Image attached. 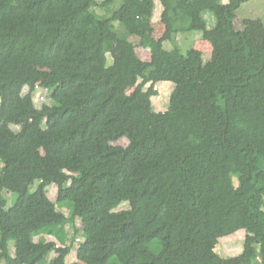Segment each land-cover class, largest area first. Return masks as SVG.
I'll return each mask as SVG.
<instances>
[{
  "label": "trees",
  "instance_id": "16d2710c",
  "mask_svg": "<svg viewBox=\"0 0 264 264\" xmlns=\"http://www.w3.org/2000/svg\"><path fill=\"white\" fill-rule=\"evenodd\" d=\"M117 1L0 0V264L53 252L49 264H67V225L83 237L76 264H264V130L251 118L264 121V31L257 44L235 24L249 0H161L160 38L140 29L156 0ZM192 31L211 42L209 60L166 48ZM169 81V108L156 112ZM37 85L52 104L36 106ZM242 227L243 252L221 256L219 239ZM43 233L60 243L37 242Z\"/></svg>",
  "mask_w": 264,
  "mask_h": 264
},
{
  "label": "rangeland",
  "instance_id": "374dc122",
  "mask_svg": "<svg viewBox=\"0 0 264 264\" xmlns=\"http://www.w3.org/2000/svg\"><path fill=\"white\" fill-rule=\"evenodd\" d=\"M122 0H118L116 5H114V8H118L121 4ZM229 0H224V2H228ZM98 12L104 16L107 15L106 10L102 9L101 7L97 8ZM162 11H163V5L161 0H156V8L154 17L150 21H142L140 23V29L142 33H149L152 36L156 38L162 37V35L165 32V25L161 21L162 17ZM238 14L235 20V24L238 29L244 30L246 32H249L253 43L259 44L261 42V37L263 35L264 31V0H249L242 4V6L238 9ZM117 28L119 27V23H115ZM120 44L116 47V50L112 53L108 54V65H112L114 57L117 55V53L121 49ZM165 46L167 49H172L176 46H178L184 53H187V51L191 48L198 49L203 52L205 61L209 60L212 57L213 53V46L209 40H206L203 38V34L201 31H192L191 33H180L177 35L175 40L173 42H166ZM140 53L142 55L143 59H148L150 56V50L141 51ZM37 69H48V66L45 63H36ZM17 75L19 73L17 72ZM148 87V86H147ZM146 87V88H147ZM175 84L171 81L169 82H161L157 84L156 88L158 89V95L153 97V109L156 112H164L169 108L171 95L173 93ZM13 91H15V88H12ZM28 89L26 88L24 90V93H27ZM40 95L44 96V100L42 101L40 99ZM34 100L36 103V106L41 107L43 103H53V100L51 98V91L47 90H38L34 94ZM193 102L195 99L192 100ZM252 121L255 125H257L259 128L264 130V121L256 116V114L252 115ZM17 126H15V129ZM162 132L167 134L171 141H176V136L171 130L169 126L162 127ZM129 140L127 138H122L119 141L115 142L114 145H123L128 146ZM2 161L0 160V167L2 166ZM24 172H27L30 170L29 167H24L22 169ZM201 183V182H200ZM238 185L239 180L238 177H235L233 181H229L223 184V189L228 194H237L238 191ZM38 186V183H36L32 190H35ZM49 195L50 197L56 201L57 199V193L58 188L55 184H52L48 187ZM6 193V192H5ZM8 195L9 203L8 207L12 206L14 202V195ZM68 205V204H67ZM129 207V201L125 200L122 202V204L119 206L118 209H125ZM59 210L65 212L66 214L69 213V208L66 206L65 203H58ZM80 221H78V226L80 225ZM68 227L60 229L58 232L59 237L64 236L66 240H68V244L71 242L74 244V249L69 255V260L73 261L75 259L77 253L76 249L79 247V241L77 238L83 239L81 233L76 234L75 230L72 226L67 225ZM66 231V233H65ZM57 234H48L43 233L40 234L38 237H36L37 242H47V241H57ZM63 238V237H62ZM246 239V229L245 227H242L237 232L221 237L219 239V243L217 245V252L223 256H235L243 252L244 250V241ZM59 244V242H58ZM11 251L14 252V243L11 244ZM50 256H48V260L45 264H49ZM4 264V263H3ZM17 264V263H16Z\"/></svg>",
  "mask_w": 264,
  "mask_h": 264
},
{
  "label": "crops",
  "instance_id": "0c3cea01",
  "mask_svg": "<svg viewBox=\"0 0 264 264\" xmlns=\"http://www.w3.org/2000/svg\"><path fill=\"white\" fill-rule=\"evenodd\" d=\"M66 227H68V226H66ZM65 233H66V231H65ZM58 241V240H57ZM59 242V241H58ZM60 243V242H59ZM75 254H77V253H75ZM57 254L56 253H51L50 254V260L51 259H53L55 256H56ZM77 261H78V258H77V255H76V257H75V259H73V261H70L69 260V255H68V257H67V264H76L77 263Z\"/></svg>",
  "mask_w": 264,
  "mask_h": 264
},
{
  "label": "built area",
  "instance_id": "2783aa9c",
  "mask_svg": "<svg viewBox=\"0 0 264 264\" xmlns=\"http://www.w3.org/2000/svg\"><path fill=\"white\" fill-rule=\"evenodd\" d=\"M38 90H43V88L40 85H37V91ZM40 99L43 101L44 100V96L40 95Z\"/></svg>",
  "mask_w": 264,
  "mask_h": 264
}]
</instances>
